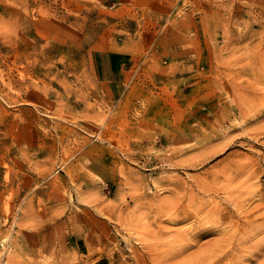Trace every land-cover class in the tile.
I'll return each instance as SVG.
<instances>
[{
    "label": "rangeland",
    "instance_id": "obj_1",
    "mask_svg": "<svg viewBox=\"0 0 264 264\" xmlns=\"http://www.w3.org/2000/svg\"><path fill=\"white\" fill-rule=\"evenodd\" d=\"M263 203L264 0H0V264H264Z\"/></svg>",
    "mask_w": 264,
    "mask_h": 264
},
{
    "label": "bare ground",
    "instance_id": "obj_2",
    "mask_svg": "<svg viewBox=\"0 0 264 264\" xmlns=\"http://www.w3.org/2000/svg\"><path fill=\"white\" fill-rule=\"evenodd\" d=\"M242 183V182H241ZM238 186H240V183H236L235 184V187H238ZM262 199V198H261ZM202 200V197H201V199H200V201ZM237 201V200H236ZM235 202V201H234ZM261 202V201H260ZM263 202V201H262ZM171 203V202H170ZM204 203V202H203ZM262 204V203H261ZM264 204V203H263ZM173 204L171 203L169 206H172ZM202 205V204H201ZM264 206V205H263ZM173 208V207H172ZM162 209H164V208H162ZM176 209H177V207H176ZM229 211V209L225 206V207H223L221 204H214L212 207H211V213L213 214V215H217V214H223V213H225V212H228ZM190 215L191 216H197V213H195V214H193V211L192 212H190ZM181 216H179V215H175V216H173L172 217V219L173 220H175V219H179ZM180 219H182V218H180ZM179 219V220H180ZM251 220V219H250ZM195 222H197V223H199V220L198 221H195ZM247 224H250L251 222L250 221H247L246 222ZM202 232H197V233H195V235H194V237H192L191 236V238L190 239H192L193 240V243H195L196 241H197V239L198 238H200L201 237V234ZM199 240V239H198ZM226 242V240L225 239H223V238H221V239H217L216 241H214V242H212L210 245H207V246H199L198 247V252L197 253H195V254H192V255H190V253H188L189 254V256H190V258L189 259H185L186 257H185V255H183L185 258H184V260H180V262L178 263V264H220V262L222 261V257L223 256H227V255H229V251L228 250H225V246H221L222 244H224ZM161 243V242H160ZM163 243V242H162ZM161 243V244H162ZM229 243V242H228ZM227 243V244H228ZM153 244L154 243H152V245H150V247H149V250H150V253L152 254V256H156L155 254H158L157 252H154L155 250H153V249H155L156 248V245H154L153 246ZM190 243L189 242H187V241H183L182 240V238H179L178 239V247L180 248V251H181V249L182 250H185V249H188V245H189ZM196 244V243H195ZM182 245V246H181ZM203 245H205V244H203ZM160 248H162L163 247V249H164V245H161V246H159ZM190 247V246H189ZM250 247H252L253 249H260V248H263L264 247V237H263V240L262 241H260L258 244H251L250 245ZM163 249H161L162 251H164ZM230 250V249H229ZM14 251V250H13ZM18 252V251H17ZM146 252H149V251H146ZM185 252V251H184ZM184 252H181L182 254L184 253ZM191 252V251H190ZM193 252V251H192ZM149 253V254H150ZM180 253V254H181ZM12 254V253H11ZM241 256H242V254H240ZM240 255H238L237 253H235V254H233L232 255V258H233V260H237V259H240ZM182 256V255H181ZM12 257V256H11ZM21 257V256H20ZM243 257V256H242ZM157 258H159V257H157ZM10 259V258H9ZM12 259H14V258H12ZM16 259V258H15ZM7 260H8V258H7ZM11 260V259H10ZM24 260V259H23ZM31 260V259H30ZM158 260V259H157ZM160 260V262H161V259H159ZM17 261V260H16ZM62 261V260H61ZM8 262V261H7ZM151 262H153V260H151ZM9 263V262H8ZM7 263V264H8ZM18 263V262H17ZM16 263V264H17ZM5 264H6V262H5ZM15 264V263H14ZM138 264H139V262H138ZM168 264V263H167Z\"/></svg>",
    "mask_w": 264,
    "mask_h": 264
},
{
    "label": "crops",
    "instance_id": "obj_3",
    "mask_svg": "<svg viewBox=\"0 0 264 264\" xmlns=\"http://www.w3.org/2000/svg\"><path fill=\"white\" fill-rule=\"evenodd\" d=\"M116 61L119 62L117 59H116ZM119 63H120V62H119ZM120 64H122V63H120Z\"/></svg>",
    "mask_w": 264,
    "mask_h": 264
}]
</instances>
